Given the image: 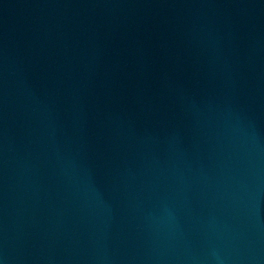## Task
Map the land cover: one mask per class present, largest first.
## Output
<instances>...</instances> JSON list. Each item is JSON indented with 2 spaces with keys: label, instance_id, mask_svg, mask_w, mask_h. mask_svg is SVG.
Segmentation results:
<instances>
[{
  "label": "water",
  "instance_id": "water-1",
  "mask_svg": "<svg viewBox=\"0 0 264 264\" xmlns=\"http://www.w3.org/2000/svg\"><path fill=\"white\" fill-rule=\"evenodd\" d=\"M0 264H264V0H0Z\"/></svg>",
  "mask_w": 264,
  "mask_h": 264
}]
</instances>
